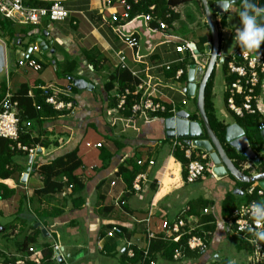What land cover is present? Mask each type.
I'll list each match as a JSON object with an SVG mask.
<instances>
[{"label":"crops","instance_id":"crops-1","mask_svg":"<svg viewBox=\"0 0 264 264\" xmlns=\"http://www.w3.org/2000/svg\"><path fill=\"white\" fill-rule=\"evenodd\" d=\"M25 1L41 7L60 1L68 16L53 22L43 19L33 27L20 26V31L24 29L27 32L18 34L17 43H12L10 67L8 71L5 69L4 75H0L1 82L5 77V92L9 90L14 94L23 84L29 88L48 86L63 96V93L70 92L73 105L71 110H63L58 118L44 121L38 134L45 133L43 137L48 139L47 146H41L31 159L23 153L16 154L11 176L0 178V184L8 190L7 195L0 198V261L26 254L24 243L31 237L35 238V242L29 246L41 250L42 245L48 242L51 247L53 244L59 246L65 262L52 260L50 264H128L127 260L122 261L119 254L123 252L125 240L143 245L144 219L149 211L152 213L149 228L156 233L160 231L163 214L173 220L185 205L195 203L194 210L201 215L203 207L199 201L208 200L213 202L212 207L207 206L209 212H214L218 217L209 250L196 260H157L155 264H211L213 261H219L215 264H225L226 261L227 264H248L249 249L239 242L228 228V223L219 215L225 193L234 189L241 191V188L237 185L226 188L220 183L225 181L228 174L216 177L207 173L203 178L186 183L182 178V166L175 157V150L180 146L176 144L177 138L165 136V118L142 112L130 117L116 111L110 104L117 95V84L109 91L103 87L109 76L121 66L119 57L123 56V65L134 76L148 82L143 86L142 93H148L168 110L174 107L177 111L185 110L192 115L185 106L195 96H187L182 90L188 83V71L193 62L190 63L188 51L177 53L175 47L193 43L202 54L201 59H208L211 36L204 11L194 1L179 5L175 8L178 18L167 23L168 28L161 31L154 25L147 26L141 17H136L138 14L127 22L111 24L109 11L104 8L102 0ZM232 7L233 12L236 7ZM228 25L231 36L241 26L233 28ZM225 30L222 29V33ZM129 36L137 38V47L127 45L125 38ZM39 39L47 45V50L41 48L38 52H30V46ZM16 53H22L23 58L30 55L40 63V69L35 71L26 65H18V59L23 58H16ZM180 58L184 59L179 61ZM5 63L7 67V59ZM181 64L186 65L185 80L177 81L174 75L164 70L166 65L172 68ZM200 74L199 71L194 76L196 89L197 82L202 78ZM73 79L84 80L91 88H77L72 84ZM222 85L220 89L223 94ZM183 100L186 101L185 105H182ZM222 112L226 114L224 109ZM85 142L101 143V146L87 148ZM76 147L82 160L78 174L84 184L83 204L76 207L70 202L64 206L55 204L62 200L57 193L53 195L56 202L50 205L58 207L62 213L47 220L37 218L35 207L29 199L42 183L38 172H33L31 163L50 161ZM260 155L264 163V141ZM137 159L153 160L154 163L144 165L147 181L140 191L134 192L128 187L119 167L126 166L128 160V165L136 164ZM257 172L253 169L251 174ZM23 175L25 177L21 180ZM152 182L155 183L154 191L150 189ZM195 184L199 186L193 190L192 185ZM262 185L259 186L264 189L263 182ZM238 190L234 193L242 197L240 202L237 201L240 204L245 195ZM120 198L125 201L122 206L117 204ZM195 215L188 217L189 226L200 225ZM113 225L123 228L122 235H105ZM231 236L237 240L235 251H226L222 243L230 246L227 239ZM98 241L102 242V249H98ZM214 256L215 260L212 258Z\"/></svg>","mask_w":264,"mask_h":264},{"label":"built area","instance_id":"built-area-1","mask_svg":"<svg viewBox=\"0 0 264 264\" xmlns=\"http://www.w3.org/2000/svg\"><path fill=\"white\" fill-rule=\"evenodd\" d=\"M142 0H102V4L106 10L109 11L110 14V23H119L121 21L127 22L131 19L130 12L134 5H137ZM235 5V3L233 4ZM149 12L144 14H138L136 17H141L143 21L150 25V23H156L157 27L160 30L167 29V24L161 20H159L154 14V5H150L148 7ZM217 16V22L220 21V13L214 12ZM0 16L12 21L13 23L19 25H31L36 26L41 23L43 19H48L49 21H59L63 20L68 16V11L63 7L60 1H54L50 5L46 7L41 6H32L25 4V0H0ZM127 45L131 48L138 46V40L135 36H129L125 38ZM0 43L4 44V42L0 38ZM232 51L230 55L226 57V70L228 75H234L236 79L232 82L227 88L229 92V96L226 100V106L229 111H231L236 117H243L244 115H255L258 112L262 115V122L260 125V130H264V43L260 45L258 49V55L255 52H247L245 50H240L237 48ZM41 47L38 41L33 42L30 46V52H38ZM194 47H192L191 43L177 45L175 47V51L177 53H184L188 51L191 57V62L196 65V67H200L202 70L204 69L205 62L200 60L198 56L193 53ZM221 53L218 54L219 58H221ZM23 58V56L21 57ZM184 59V58H183ZM182 58L179 61L183 60ZM124 57L120 56L119 61L121 67H125L123 64ZM224 60V59H223ZM18 65H26L29 68L37 71L40 69L41 65L34 58L30 57V55H26L23 59H18ZM126 68V67H125ZM166 70L170 69V65H166L164 67ZM183 73L182 68H178L174 73L175 80L179 81L181 75ZM134 74V73H133ZM73 84V80H72ZM148 82H144L140 80L139 83L135 85V94H140L142 92L143 86L147 85ZM74 85V84H73ZM75 86V85H74ZM260 86V94H256L257 87ZM42 95L44 96V102L46 104L52 105L54 109L57 110H71L72 108V100H58L57 93L58 91L52 90L51 87L41 86L40 87ZM69 90V88H68ZM29 97L33 98V92L31 90L27 91ZM131 94L128 89H125L123 93L117 94V105L114 110L119 112H124L128 109V113L130 117H134L138 115V113L142 112L150 114L152 117L156 115V113L169 111L171 116H174L177 110L174 107L170 110L166 108L165 105H162L157 100L151 98V95L148 93H144L146 95L145 98L140 100L139 102L134 101L130 106H126V98L127 95ZM240 96V103L236 102V97ZM185 100L182 101V105H185ZM254 103V107L252 105ZM38 109L39 107L36 106ZM30 126V121L20 122L19 118V109H18V101L14 98L13 93L9 90L4 92L3 97L0 99V137L7 139L10 141V148L12 150H17L23 153H26L27 157L30 159L33 158L38 150L41 149L38 145H26L19 141V134L22 131V128H27ZM187 147L184 148V154L189 159V162L186 166V183H192L200 178L205 176V173H211L213 176L221 177L223 175H217L213 171V163L209 159V154L194 145H192L189 141H185ZM179 145V143H176ZM85 146L87 148H99L101 143H90L85 142ZM180 147L183 148L181 144ZM199 149V150H197ZM193 150H196L193 152ZM192 153L195 154V159H190ZM152 165L153 160H142L137 159L136 165L144 166ZM32 165V163H31ZM243 169L248 168V165H243ZM142 171V170H141ZM139 171L131 185L130 190L134 192H138L142 189V185L146 183L147 178L145 172ZM64 181L66 178L63 177ZM263 186V185H261ZM69 188H64V193L70 192ZM257 188L254 184L248 186L244 192L248 195H253L256 193L260 197H264V189L260 186ZM256 202L255 200H251L249 203L240 204L232 213V217L228 223V228L233 231L238 239L244 241L249 249L250 256L248 260V264H262L264 262V247L263 242L257 241L253 238L252 234L248 231L249 226L255 228V225L251 218L246 214L247 207L252 203ZM125 201L123 198H120L117 201V204L122 206ZM189 211V206L183 207L177 216L173 220L167 219L163 214L161 216L160 221V231L154 232L149 228L150 220L152 213L149 211L147 216L144 219L146 224V229L144 233V242L142 246H138L131 242L130 240H125L123 252L127 259H132L135 255L134 250L135 247H139L142 249V257L136 263H128V264H155V261L151 260L149 254L150 242L152 239H156L159 235L164 240H171L173 242H178L180 237L183 234H191L196 230L197 227L189 226L187 223ZM203 214L209 213L208 208H203ZM199 227L200 225L197 224ZM232 227V228H230ZM264 229V226H262ZM122 228L118 225H113L107 232V237H112L114 235H122ZM208 233H204L199 235L197 233H193L188 237L186 241V247L189 250L201 253H205L209 250V242L206 240V236ZM213 235V234H212ZM212 237V236H211ZM100 244L97 245L98 249H102V242L98 241ZM97 242V243H98ZM52 260H57L60 263H63L64 254L60 251L59 246L57 244L52 245ZM215 257H212L215 260ZM173 261H179L183 259V254L181 248L177 247L173 250L172 253ZM43 255L42 250L39 248H35L33 246H29L27 249V253L19 256L14 259L8 258L6 261H0V264H42Z\"/></svg>","mask_w":264,"mask_h":264},{"label":"trees","instance_id":"trees-1","mask_svg":"<svg viewBox=\"0 0 264 264\" xmlns=\"http://www.w3.org/2000/svg\"><path fill=\"white\" fill-rule=\"evenodd\" d=\"M194 1L197 5H199L202 8L200 0H142L137 5H134L130 16L132 17L135 14H144L149 12L148 7L150 5H154L153 14L161 21L167 23H171L174 19L178 18V14L175 12V8L179 5L186 4L188 2ZM209 5L213 3V0H209ZM254 3L257 4L258 7H264V0H253ZM25 4L37 6L34 4H31L30 2H26ZM242 0H237L235 3L236 7V16L237 21L240 24L239 20V11L241 10ZM203 12V9H202ZM204 13V12H203ZM48 20V19H47ZM261 22H264V15L260 17ZM49 21V20H48ZM220 23L223 27L226 28V24L228 25V21L226 19V14L220 15ZM151 26L154 25L157 29L156 23H150ZM219 25V27L221 26ZM20 26H31V25H19L16 23H13L12 21L0 16V37L7 38L11 44L17 43L18 37L21 32L26 34V30L20 31ZM37 26V25H36ZM33 27V26H32ZM168 28V26H167ZM160 30V29H159ZM166 30V29H165ZM164 31V30H161ZM219 36H220V32ZM264 42H262L263 44ZM261 44V45H262ZM240 50L239 45L237 46ZM227 57V56H226ZM226 57H224V61L222 64H219V67L222 69L223 74V80H224V92L222 94L223 98V107L226 109L225 111L231 116L233 119V123H236L243 131L244 135L246 136L249 145L251 149L255 152L257 157H259L260 163L258 165L252 164L253 169L257 170L259 173H264V163L262 162V156L261 148L263 146V140L260 136V125L262 122V115L261 113H257L255 115H244L243 117L239 118L236 117L231 111L227 109L226 106V100L229 96V92L227 91V87L234 82L236 77L234 75H228L226 70ZM180 64V63H179ZM185 66L184 64L177 65L174 67H170L169 70L164 69L166 72H168L171 76L174 75L175 71L181 67L183 70V73L180 77V79L185 80ZM215 68L213 67L211 74L206 82L205 88H204V109L205 114L207 116L209 125L213 132L215 133L217 139L219 140L226 156L233 161V164L236 168L241 170L245 175H249L250 172H252V167H249L247 170H243V164H246L248 162L247 158L239 153V156L236 157L235 153L237 152L233 148H231L228 143L225 141V128L228 126L226 123H224L222 120L217 118L216 116V110L214 106V95H213V82H214V76H215ZM179 79V80H180ZM141 79L134 76L127 68L118 66L114 74H111L108 78V81H105L103 84V87L106 91H109L113 89L114 86L117 84V94L123 93L125 89H128L131 94L127 95L126 98V106H130L131 103L134 101L139 102L143 98L146 97V95L142 92L140 94H135V85L140 82ZM260 86L257 87V90L255 91L256 94H260ZM32 90L33 92V98L29 97L27 94L28 90ZM5 92V81H0V99L3 97ZM59 94L57 93V99L58 100H71L70 92H66L68 96H66L65 93ZM14 98L18 101V109H19V118L20 122L30 121V126L25 128H22V131L19 134V141H21L23 144L26 145H38V146H47L48 139L46 137L44 138L42 134H38L39 130L43 127L44 121L47 119H55L62 115L64 112L63 110H57L52 107L50 104H46L44 102V96L42 95L40 87H34L29 88L28 85L23 84L17 90L14 94ZM240 96L236 97V102L240 103ZM264 100V99H263ZM118 98L115 96L113 98V102L110 104L112 107H115L117 105ZM194 101L195 97H194ZM254 107V103H252ZM36 106L39 108L37 109ZM126 115H129L128 109L123 112ZM171 115L170 112H158L156 115H153L155 117L160 118H167ZM191 120L200 121L199 115L197 111L193 112L192 115H190ZM37 134L34 136V134ZM205 137V134L204 136ZM260 141V143H256L257 141ZM180 146L183 145V148L177 147L175 150V157L180 162L182 166V178L185 180L186 178V166L189 162V159L185 157L184 155V148L187 147L185 143V139L177 138L176 140ZM10 141L7 139L0 137V178L5 179L11 176L13 168H12V162L14 161V157L16 154H22L23 152L12 150L10 148ZM199 150V149H197ZM26 155V153H23ZM196 156L194 153H192L190 159H195ZM130 164L129 160L127 161V165L123 166L121 165L119 167V172L123 175V178L128 184V187L131 188L132 182L136 176V174L143 170V167H139L135 163L133 165ZM105 163L102 164L104 166ZM33 172H38V174L41 177V183L42 185L37 188L34 191L33 197L29 199V202L31 205H33L35 208V215L39 219L47 220L54 218L62 213V210L58 207H54L50 204H53L56 202V200L53 199L54 194H60L62 200L55 203L58 205L63 206L70 202L73 207L81 206L83 204V197L82 192L84 190V184L81 181V177L78 174V171L81 169L82 166V160L78 154V148H74L64 154L57 155L55 158H53L50 161L41 163V164H32ZM207 175V173H205ZM66 178V181L62 180ZM240 185H242L240 188L241 190H245L248 186H250V183H242L239 182ZM155 183L152 182L150 185L151 191H154L155 189ZM253 184V183H252ZM70 186V193H64V188H69ZM259 188V187H257ZM8 190L0 184V198H3L7 195ZM245 195L243 197L242 203H249L251 200H255L256 202H264V197L258 196L256 193L253 195L245 194L244 191L242 193ZM237 195L233 191H228L225 193L224 198L221 201L220 205V218L227 222L231 219L233 211L241 204H237L236 201ZM48 204V206H46ZM195 203H189V212L190 214H196L195 216L198 217V221L200 223V228H196L193 233H197L199 235H202L204 233H208L206 236V240L209 242L211 239L212 234L215 232L217 224H216V214L214 212H209L208 214H201L199 215L198 212L194 210ZM199 205L203 208L207 206H213L212 201L208 200H200ZM202 208V209H203ZM202 212V210H201ZM122 228V227H121ZM232 228V227H230ZM123 230V228H122ZM123 233V231H122ZM191 234H183L178 242H173L171 240H164L161 238V235H159L156 239H152L150 242V248H149V254L150 258L153 261L157 260H165V261H173L172 259V253L173 250L177 247L181 248L183 258L190 259V260H196L201 256V253L189 250L186 247V241L188 237H190ZM238 238V237H237ZM240 242L242 240H239ZM35 242V238H28V241L24 243L26 253L27 249L30 244ZM244 242V241H242ZM264 247V242H263ZM247 248L249 249L248 245ZM250 251V249H249ZM134 257L132 259H127L125 252H121L119 254L122 261L127 260L129 263H136L138 262L142 257V249L139 247H135L134 250ZM42 255H43V263L44 264H50L52 261V247L51 244L45 243L42 245ZM14 259V258H10ZM4 261L7 262V259L4 258ZM221 262V261H220ZM219 263V261H213L211 264ZM30 264V263H29ZM227 264V261L225 262ZM264 264V262L262 263Z\"/></svg>","mask_w":264,"mask_h":264},{"label":"water","instance_id":"water-1","mask_svg":"<svg viewBox=\"0 0 264 264\" xmlns=\"http://www.w3.org/2000/svg\"><path fill=\"white\" fill-rule=\"evenodd\" d=\"M236 1L237 0H235V3ZM200 2L204 11L206 24L210 31L212 51L204 72L200 67H196L195 64L190 65V70L188 71V83L182 90L187 94V96H195L196 108L199 114L200 123L196 120H191L190 114L187 111L180 110L176 112L174 116H170L163 120L165 124V136L167 138L188 139L192 145L205 150L209 154V158L214 166L213 171L217 175L229 173L237 181L242 183H251L257 180H264V173L254 176H247L234 166L233 162L226 156L219 140L211 129L205 114L204 88L217 60L219 39L217 28L211 18L209 2L207 0H200ZM212 8L214 12H218L220 14L225 13L220 9V7H218L216 1L212 3ZM38 43L44 51L47 50V45H45L43 40L39 39ZM192 47H194V45H192ZM4 51L5 45L0 43V75L5 71L6 60L4 58ZM193 53L198 56L200 60L205 61L204 57L201 59L197 49L194 48ZM19 56L21 57L23 54L20 53L19 55V53H16V58H19ZM218 61L219 63H222L223 58H219ZM199 71L201 72L200 75H202V78L197 82L198 87L196 89L194 76L196 73H199ZM73 84L75 87L80 89L91 88V85L80 79H73ZM204 134L205 137H203ZM260 135L264 140V130L260 131ZM225 141L231 148L236 150L238 153H242L248 160L252 161L254 165H258L260 163L259 158L251 149L249 142L244 135V131L236 123H231L225 128ZM24 177L25 175H23L21 180H23ZM234 192L237 191L234 190Z\"/></svg>","mask_w":264,"mask_h":264},{"label":"clouds","instance_id":"clouds-1","mask_svg":"<svg viewBox=\"0 0 264 264\" xmlns=\"http://www.w3.org/2000/svg\"><path fill=\"white\" fill-rule=\"evenodd\" d=\"M214 1H216L218 7H220V9L224 12H229L231 10L233 4L235 3V0H213V2ZM262 15H264V7H258L257 4L253 2V0H242L241 10L239 11V20H240L241 26L236 30L235 40L241 49H244L245 51L250 52V53L255 52V53H257V55H258V49H259L260 45L262 44V42H264V22H261V20H260V17ZM215 26H216L217 31H218L219 26L216 24H215ZM191 45H194V44L191 43ZM236 45H235V47H236ZM194 48L199 50L195 45H194ZM199 54L202 55L201 53H199ZM210 54H211V51H210ZM210 54H208V55L210 56ZM218 54L219 53H217L216 63L214 64V66H216V68L219 66V64L223 63V62L219 63ZM220 55L223 59H224V57L228 56V55H224L222 53ZM204 59H205V61H204L205 65H204L203 72L206 68V65L208 63L209 58L206 59L204 57ZM261 138H262V136H261ZM262 140H263V138H262ZM248 161H250V160H248ZM252 164H253V162L250 161L249 167H251ZM243 165H248V162H246V164H243ZM140 167H144V166H140ZM249 167L246 169H243V170H247V169H249ZM252 171H253V169H252ZM257 174H260V173L257 172ZM257 174H255V175H257ZM247 176H254V175H252L250 172L249 175H247ZM262 182L264 183V180H257V181L251 182L250 184L253 183L256 187H258L259 185L260 186L262 185ZM234 190L237 191L238 189H234ZM234 190H233V192H234ZM243 191H244V189H243ZM243 191L238 190V192L241 194L243 193ZM185 206H189V205H185ZM189 208H190V206H189ZM205 208H207V207H205ZM188 212H187V215H188ZM202 214H203V211H202ZM246 214L251 218V220L253 221V223L255 225V228L249 226L248 231L252 234V236L255 240L264 242V229H262V226H264V202H252L247 207ZM188 216H190V215H188ZM200 226L197 228H200Z\"/></svg>","mask_w":264,"mask_h":264},{"label":"rangeland","instance_id":"rangeland-1","mask_svg":"<svg viewBox=\"0 0 264 264\" xmlns=\"http://www.w3.org/2000/svg\"><path fill=\"white\" fill-rule=\"evenodd\" d=\"M207 1H209V0H207ZM209 6H210L211 17H212V19H215L216 15L214 14V10L212 8V3ZM198 7L202 11L203 8H201L199 5H198ZM236 15H237L236 14V9L233 12H232V10H230L226 14L227 21L233 28H236V27L240 26V24L237 21V16ZM229 27L230 26L227 25V24H226V28L222 26V28H225L226 30H225V33L223 35V39L220 42V46H219L220 50H222L225 55H230L232 53V51L235 49V41H234L235 33H233L232 36H231L230 35L231 31H230ZM218 32H219V29H218ZM0 38L5 44V54H4V56H5V60L7 59V67H6V63H5V69L8 71V69L10 67L9 57H10V55H12V46L13 45L11 44V42L7 38H4V39L2 37H0ZM208 58H210V56H208ZM208 62H209V60H208ZM4 74H5V72L3 73V75ZM4 78L2 80H4ZM214 83H215L214 84V89H215V95H216L215 96L216 98L214 99V106H215V110H216V115H217V117L220 120H222L224 123L229 125V124L233 123V119L231 118V116L227 112H226V114L224 112H222L224 107H223V103H222V92H221L220 87L223 86L222 83L224 84V80H223L222 69L219 66L217 68H215ZM185 108L187 110H189L190 112H192V113L197 111L196 101L188 100V104H187V106H185ZM224 110H226V109H224ZM197 113H198V111H197ZM198 122L200 123V121H198ZM185 140L189 141L188 139H185ZM256 143L258 144V143H260V141L258 140ZM235 156L238 157L239 153L236 152ZM249 163H250V161H248V164ZM251 167H252V165H251ZM251 169H253V167ZM228 176L226 178L227 180L225 179V181L220 182L221 184H224L226 188H228V187L229 188H233V185H237L239 187L242 186V185H240L239 181H237L229 173H228ZM195 185H192L193 190H194V188L199 186L198 184H195ZM241 200H242V197H236V201L240 202ZM227 241L229 242L230 246L227 245L225 242L222 243V246L226 248V251H230V250L235 251V245L237 244V240L231 236V237H229V239H227ZM240 243H242L243 245H245L247 247V244L245 242L241 241ZM113 264H115V262H113Z\"/></svg>","mask_w":264,"mask_h":264},{"label":"flooded vegetation","instance_id":"flooded-vegetation-1","mask_svg":"<svg viewBox=\"0 0 264 264\" xmlns=\"http://www.w3.org/2000/svg\"><path fill=\"white\" fill-rule=\"evenodd\" d=\"M220 17V16H219ZM217 17H215V19H213V22H214V24H216V25H221V23H220V21L219 22H217ZM222 29H224V28H222V25L219 27V32H220V36H219V33H217L218 34V39H219V46H220V42L222 41V39H223V35H224V33H222ZM221 39V40H220ZM211 46V45H210ZM218 46V52L217 53H222L223 51L222 50H220V47ZM211 51H212V46H211ZM211 55V54H210Z\"/></svg>","mask_w":264,"mask_h":264},{"label":"bare ground","instance_id":"bare-ground-1","mask_svg":"<svg viewBox=\"0 0 264 264\" xmlns=\"http://www.w3.org/2000/svg\"><path fill=\"white\" fill-rule=\"evenodd\" d=\"M5 52V51H4Z\"/></svg>","mask_w":264,"mask_h":264}]
</instances>
